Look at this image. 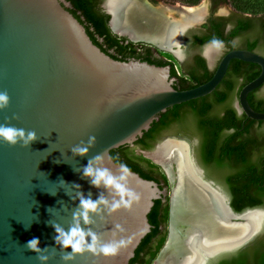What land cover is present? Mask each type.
<instances>
[{
  "label": "water",
  "instance_id": "water-1",
  "mask_svg": "<svg viewBox=\"0 0 264 264\" xmlns=\"http://www.w3.org/2000/svg\"><path fill=\"white\" fill-rule=\"evenodd\" d=\"M197 6L171 7L186 10ZM70 7L67 0H0V92H7L10 97L8 107L0 110V124L37 133V140L29 147L20 144L10 146L0 139V264H42L37 259L38 254L25 246L34 237L39 239L41 249L46 246L49 249L44 253L50 256L47 264H128L142 239L151 231L147 218L154 201L168 196L167 237L152 263L159 264L160 257L165 254L167 259L169 253L174 182L165 172L169 189L162 190L156 182L116 163L110 152L121 146L133 147L169 108L210 95L223 80L232 60L260 67L256 78L239 91L236 107L247 118L264 121V112L254 111L247 100L250 92L264 84V57L249 50L231 49L220 58L208 81L193 88L177 90L173 85L175 78L169 76V65L156 66L138 60L118 61L103 52L69 11ZM207 14L197 24L185 27L178 46L164 49L154 43L149 44L176 57L181 56L180 45L185 31L204 23ZM112 30L134 43L148 44ZM213 44L220 51L222 44L219 42L209 43L205 48ZM202 54L211 65L213 59L209 60L204 50ZM90 137H95V145L86 155L74 156L71 149L82 142L87 145ZM168 140L188 145L189 157L200 179L223 197L232 215L231 223H243L245 214L258 212L263 224L264 209L233 211L221 187L205 178L194 157L191 141L177 136L168 137ZM153 152L143 154L164 172V167L152 157ZM97 155H102V159L94 167L106 168L114 177L123 176L120 182L135 194V198L128 206L121 204L109 213L101 205L100 214L89 213L92 221L89 224L80 218V226L85 232L91 228L100 236L101 243L113 246V252L99 255L85 252L65 262L61 255L71 252V248L62 250L56 244L54 236L57 233L51 224L66 231L69 229L79 205L80 193L85 198L90 195L93 200L100 193L110 203L113 199L103 182L97 188L82 175L88 160ZM171 166L172 169L176 167ZM114 199L120 201L121 198L116 195ZM128 200L129 197L125 196L124 201ZM182 208V213L176 212L179 223L175 232L179 242L189 237L188 232L195 226L191 216L187 217L184 204ZM86 239L91 243V237ZM241 244L207 256L203 264L210 257L232 251ZM183 247L186 249L187 243L184 245L183 242ZM176 253L171 257L169 254L171 264H179L183 260L185 253Z\"/></svg>",
  "mask_w": 264,
  "mask_h": 264
},
{
  "label": "flooded vegetation",
  "instance_id": "flooded-vegetation-1",
  "mask_svg": "<svg viewBox=\"0 0 264 264\" xmlns=\"http://www.w3.org/2000/svg\"><path fill=\"white\" fill-rule=\"evenodd\" d=\"M70 3V9L69 11L76 17H78V20L81 21L83 24L82 26L85 27L86 31L87 28L91 32L93 36V40L97 42L99 48L105 52L107 55H109L111 58L118 60V61H129V60H138L141 62H146L149 64H153L156 66H170V74L173 73V71H176L173 62L162 56L157 47L147 44V43H140V42H132L128 40L126 36H121L113 32L111 28V14L108 13L104 3L106 0H88L89 2V8L91 14L94 16L96 20H98V24H95L93 21H88L86 16L83 14L82 9L77 8L76 1L77 0H67ZM220 1L217 0H210L209 2V8L208 13L209 15L206 16V20L204 22V25L200 29H194L193 32L190 35V39L188 42V49L182 52L181 56L177 57V59L181 62L180 63V70L181 75L176 71V76H171L175 78L173 85L177 86V89H180V86L177 85L180 82V78H188L190 76H196L200 77L205 72L204 69L208 70H214L217 67V64L214 66V69H210L208 62L206 58L203 56V48L209 44L204 42H199L195 40V37L200 38H206L209 35H213V32H215V29L213 27H218V29L222 32V42H219L222 44L223 53L221 57L230 51L231 49H243V50H250L249 43L256 42L259 44L261 42L260 37L258 36V33L253 28L255 22L258 20V17L252 18L250 21V25L246 27V30H241L239 34L233 35L232 32L235 30V27H237L240 23V21H244L246 18L243 15H239L233 12H230L228 15H216L215 12L219 9ZM164 6V5H163ZM164 8V7H163ZM171 9V8H169ZM174 10V9H172ZM222 12V11H221ZM89 35V34H88ZM90 37V36H89ZM111 37L118 41V45H127L129 43H132L136 47H130V48H124L120 49L116 44L113 43L111 46ZM91 38V37H90ZM214 42V41H213ZM210 42V43H213ZM215 43V42H214ZM253 52L260 54L264 57V53H262L258 47L254 48ZM171 53V52H169ZM172 54V53H171ZM217 54V53H216ZM174 55V54H172ZM176 57V56H175ZM220 57V58H221ZM204 61V67L199 64V61ZM220 60V59H219ZM240 61V60H239ZM219 62V61H218ZM260 67L257 66H250V63L242 62L238 63L235 61H231L228 67V70L226 73H229L230 75L228 77H232L233 79L230 81V88H228V84L225 83L224 90H221V92L226 95V99L223 103L219 106H215L214 109H216V118L222 119L221 123L223 124L227 123L228 120V111L234 110L237 114V116H242L243 113H240L238 108L236 107V104H233V99H235L237 103V97H238V89L240 88L241 84L246 80L249 79L251 75L254 74V72H257ZM227 77V78H228ZM264 88V84L257 88L256 90L252 91L253 94L250 96V100L253 104L260 103L261 100H264V93L262 92V89ZM251 93V92H250ZM249 93V94H250ZM248 94V95H249ZM208 101L210 103L214 102L215 97L214 95H209ZM248 100V96H247ZM249 103V102H248ZM250 105V104H249ZM188 108V107H187ZM252 108V107H251ZM255 111V110H254ZM215 113V110L213 111ZM257 112V111H256ZM166 113V112H165ZM212 114V111L211 113ZM245 115V114H244ZM173 116V115H172ZM169 114H165L159 117V120L157 124L159 126L152 130L151 135H148L143 138L141 143L134 144L133 147H130L135 155H142L143 152H150V148L154 146V149H156V146L160 143H163L166 139L168 140V137L171 136H177L178 138H187L185 136H182L180 134L178 135H170L168 137H163V139L160 141L159 138L161 135L169 130L172 127H179L180 124H192L189 120L183 121V120H176ZM247 118V117H246ZM251 119L247 118L242 122H234L236 128H242V124H262L257 128V126L251 131V136L247 137V140H249L247 152H246V160L248 164H252L254 167V175L255 177H259V175H264V137L258 138L256 135V139L252 137L253 131L256 129L255 132L257 134L264 135V121L260 123V121H257L255 123L250 122ZM239 124V125H238ZM189 132V131H187ZM233 132L232 128L227 129V127H224L223 134L224 136L220 139L219 144L220 146L225 145V141L227 139L226 136L231 134ZM197 137V136H196ZM188 139V138H187ZM159 140V141H158ZM189 140V139H188ZM254 140V141H251ZM158 141V142H157ZM191 141V140H189ZM242 137L236 136L234 137L233 142H241ZM137 142V141H136ZM135 142V143H136ZM157 142V143H156ZM168 143H182L186 145L183 142H175V141H167ZM197 146L200 145V139L197 137ZM146 147V148H145ZM191 147L193 150V145L191 142ZM146 158V157H145ZM148 159V158H147ZM150 160V159H149ZM152 163H154L152 160H150ZM155 165L158 166V169L152 168L148 163H142L141 164V171H143L146 175H148L147 179H150L154 182H156L159 185V188L169 189L168 185V178L163 172V169L156 163ZM242 166L239 164H235L231 166L229 169L225 170V173L227 175H237L240 171H242ZM206 178V177H205ZM207 179V178H206ZM166 181V182H165ZM214 182V181H213ZM215 183V182H214ZM225 186V185H224ZM226 188V187H225ZM255 188V187H254ZM222 189V187H221ZM223 190V189H222ZM224 191V190H223ZM227 191V189H226ZM228 192V191H227ZM228 198H229V204L231 203V196L229 193L224 192ZM167 200L168 205V196H162V199L160 201L158 210H157V227H156V233L154 235L152 243L148 245V248L145 251V260H148L150 257V254L152 251L156 250L158 245L160 244V241L163 240V237L165 236V240L167 237V223L166 226L163 224V207H164V201ZM254 200H258V197L256 198V195L254 196ZM245 203H243L244 205ZM169 208V205H168ZM254 208H261L264 209V197L263 202L260 206L254 207ZM234 211V210H233ZM235 212V211H234ZM168 219V217H167ZM166 219V220H167ZM168 221V220H167ZM263 224L261 225L258 230L252 234V236L243 244H241L238 248L228 251V252H221L219 254L214 255L213 257H210L206 264H264V220L262 221ZM152 230V228H151ZM153 231V230H152ZM164 240V242H165ZM163 242V244H164ZM162 247V246H161Z\"/></svg>",
  "mask_w": 264,
  "mask_h": 264
},
{
  "label": "bare ground",
  "instance_id": "bare-ground-1",
  "mask_svg": "<svg viewBox=\"0 0 264 264\" xmlns=\"http://www.w3.org/2000/svg\"><path fill=\"white\" fill-rule=\"evenodd\" d=\"M106 8L112 15L110 26L116 32L126 33L132 38L154 43L164 49L178 46L185 27L197 24L207 13L206 2L186 10H172L153 6L145 0H108ZM217 52L218 46L213 44L205 48L204 55L212 60ZM175 54L179 55L177 50ZM167 141L151 154L174 182L171 193L173 222L169 253L167 259L165 254L160 257L159 264H171L169 254L171 257V254L173 256L179 251L185 253L179 264H203L207 256L231 249L247 240L260 227L262 216L258 212H249L243 216V223H231L229 219L232 215L223 197L200 179L189 157L188 145ZM171 165L176 167L172 169ZM183 204L187 217L191 216L195 226L188 232V239L179 242L175 232V226L179 223L176 212H183ZM183 242L184 245L187 243L186 249Z\"/></svg>",
  "mask_w": 264,
  "mask_h": 264
},
{
  "label": "trees",
  "instance_id": "trees-1",
  "mask_svg": "<svg viewBox=\"0 0 264 264\" xmlns=\"http://www.w3.org/2000/svg\"><path fill=\"white\" fill-rule=\"evenodd\" d=\"M176 1V0H175ZM183 4L186 5H196L199 3L200 0H177ZM220 1V3H226L227 0H217ZM77 8L82 9L83 14L86 16L88 21H93L95 24H98V20L94 18V16L90 12L89 8V2L88 0H77L76 4ZM78 19V17L76 16ZM244 21H240L239 25L235 27V30L232 32L233 35H237L240 33L241 30H246L249 25L250 21L253 17L245 16ZM81 22V21H80ZM99 25V24H98ZM215 29V32H213V35H209L206 38H200L195 37L196 41L204 42V43H210V42H222V32L218 27H213ZM253 28L258 33V36L260 37L261 42L257 44L256 42L249 43V49L254 50V48L258 47V49L264 53V15L259 16L258 20L255 22ZM87 34L91 37V40L95 45L98 46L97 42L93 40V36L91 32L87 28ZM116 44L120 49L124 48H132L136 47L132 43H129L127 45H118V41L113 39L111 37V46ZM99 47V46H98ZM238 63H242V61L239 60H232ZM199 64L204 67V61L200 60ZM250 66H257L256 64L250 63ZM259 67V66H258ZM203 75L200 77L196 76H190L186 78H180V82L177 84L180 86V89H177V86H174L177 90H184L193 88L195 86H198L200 84L205 83L208 81L214 74V70H208L204 69ZM259 69L257 72H254L253 75L250 76L249 79H246L238 89L237 93L241 90V88L256 78V76L259 74ZM230 74L226 73L224 75L223 80L219 84V86L210 94L214 95L215 100L214 102L210 103L208 101V96L195 99L180 105L173 106L172 108H169L165 114L173 115L172 117L176 120H183L187 121L189 120L192 122V124H180L179 129L183 131H189L193 135L197 136L200 139V145L198 146V153L201 159V162L203 165L209 169V172L211 171L213 173H216L218 177L221 178L222 184L225 185L228 193L231 196V208L239 213L244 211L245 209L258 207L263 202L264 197V175L259 177H255L254 175V166L247 163L246 160V152L249 140H247V137L251 136V131L257 126H261L262 124H242V128H236L234 122H242L246 118V116L243 114L242 116H237L236 112L234 110L228 111V120L226 124L221 123L222 119L216 118V109L215 106L221 105V103L224 102L226 99V95H224L221 90H224L225 83L228 84V88H230V81L233 79L232 77H228ZM171 76H176V71H173ZM228 77V78H227ZM253 94L251 92L248 95V102L253 110L257 112H264V100H261L258 104H253L250 100V96ZM188 107V108H187ZM215 110V113L213 112ZM212 111V114H210ZM164 113L161 114L165 115ZM158 121L153 122L151 125V128L144 132L143 136L140 137L135 145L137 143H141L144 137L151 135L152 130L157 128L159 124H157ZM251 123H255L257 121L251 120ZM261 121L260 123H262ZM239 125V124H238ZM224 127H227V129L232 128L233 132L229 134L224 142L225 145L220 146L219 141L224 136L223 129ZM256 129L253 131L252 137L256 139L254 135H256L258 138L264 137V135L257 134L255 132ZM241 136L242 141L234 143V137ZM254 141V140H251ZM146 148V147H145ZM110 155L112 159L118 163L126 167L132 172L138 173L142 178L147 179L148 175H146L143 171H141V164L142 163H148L152 168L158 169V166L152 163L149 159L143 157L142 155H135L133 150L129 146H121L117 149H114L110 152ZM242 166V171L239 172L237 175H227L225 173V170L229 169L231 166L235 164H239ZM149 178V177H148ZM150 180V179H147ZM166 182V181H165ZM255 187V188H254ZM256 195V198L258 197V200H254V196ZM162 199V198H161ZM161 199H157L154 201V205L148 214V221L151 225L152 230L142 239L139 246L135 250L134 257L129 261L128 264H152L158 251L160 250L161 246L163 245V242L165 240V236L163 237V240L160 241V244L156 248V250L152 251L150 254V257L148 260H145V251L148 248V245L152 243L156 227H157V210L160 204ZM243 203H245L243 205ZM167 217H168V205L167 200L164 201V207H163V224L166 226L167 223Z\"/></svg>",
  "mask_w": 264,
  "mask_h": 264
},
{
  "label": "clouds",
  "instance_id": "clouds-1",
  "mask_svg": "<svg viewBox=\"0 0 264 264\" xmlns=\"http://www.w3.org/2000/svg\"><path fill=\"white\" fill-rule=\"evenodd\" d=\"M10 102V97L7 92H0V110L8 107ZM18 119L19 117H14ZM0 139L6 142L10 146H16L20 144L22 147H29L33 142L37 140V133L35 131H26L23 128H16L8 124H0ZM96 143L95 137H90L87 145H84L83 142L80 145H77L71 149L74 156H84L88 153L89 148L93 147ZM102 159V155H97L91 160H88V163L83 167L82 175L84 178H89L90 183L94 187H101V182L103 186L108 190L109 194L113 197L111 203L104 196L103 193H100L96 200H93L89 195L87 198L84 197L83 193L79 194V205L77 210L73 213V224L66 231L63 227L51 224L57 233L54 236V240L57 245L61 246V249L71 248V252H65L61 255V259L65 262L72 261L75 259L77 254H82L85 252H92L96 255L100 253L108 254L114 251V248L111 244L101 243L100 236L93 232L91 228L87 232L80 226V218H83L85 224L91 223L89 213L100 214L101 205H104V208L108 213L115 208L120 207L121 204L128 206L131 203V200L135 198V194L120 182L124 179L121 177H114L108 169L95 168L94 164ZM79 188V185H75ZM119 195L120 201H116L114 196ZM129 197L127 202L124 201V197ZM87 237H91V243L87 242ZM40 241L38 238H32L26 243V248L32 252L37 253V259L42 262V264H47V261L50 259L49 255L44 253L48 252V247L41 249L39 247ZM54 254V253H53Z\"/></svg>",
  "mask_w": 264,
  "mask_h": 264
},
{
  "label": "rangeland",
  "instance_id": "rangeland-1",
  "mask_svg": "<svg viewBox=\"0 0 264 264\" xmlns=\"http://www.w3.org/2000/svg\"><path fill=\"white\" fill-rule=\"evenodd\" d=\"M148 2H150L151 5H153V6H157V7L161 6V7H164V8H171V9H177V8L171 7V6H175V5L176 6L177 5H181V6H184V7H192V6H197V5L199 6L200 4L206 2L207 10H208V8H209L208 5H209L210 0H200L198 4L191 5V6L183 4V3H181V2H179L177 0L176 1L175 0H148ZM168 5H171V6H168ZM218 8L219 9L215 12L216 15H219V14L220 15H228L230 12H233V13H236V14H239V15L250 16V17L254 18V17H258V16H263L264 15V0H227L226 3H220ZM208 15H209V13H208ZM175 16L178 17V15H175ZM203 25H204V23L198 24L196 27L189 28L188 30L185 31L184 35L182 36V44L180 45V49L182 51L186 52V50L188 49V42H189L190 35L193 32V30L194 29H200ZM204 48H203V50H205ZM159 53L162 56L170 59L173 62L176 71L180 75L182 74L181 70H180V63L181 62L177 59V57H175L171 53H169L167 51H163V50L159 51ZM222 53H223V48L221 47L220 51H218L217 54L215 55L211 65L208 64L210 69H214V66L218 63ZM262 92L264 93V88L262 89ZM233 104H236L235 99H233ZM263 129H264V127H263ZM178 134H180L182 136H185L189 140H191L192 145H193V150L192 151H193L194 157H195L196 162L199 165V167L203 170L204 176L208 180L214 181L216 185L222 187L224 192L228 193L226 191V188H225L224 184H222L221 178L218 177V175L216 173H213L212 171L210 173L209 169H207L203 165V163L201 162V159H200V156H199V153H198V146H197V142H196L197 141V137L195 135H193L190 132L183 131V130L179 129L178 127H172L169 130L165 131L161 135L159 140L161 141L163 139V137H168L170 135H178ZM171 141H175V140H171ZM155 145L156 144H154V146ZM154 146H152L150 148V150H148V151L153 152L154 151L153 150Z\"/></svg>",
  "mask_w": 264,
  "mask_h": 264
}]
</instances>
